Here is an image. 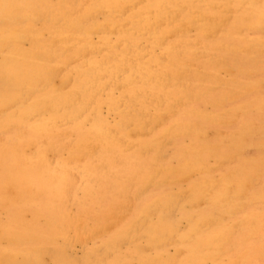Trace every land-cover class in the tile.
<instances>
[{
    "label": "rangeland",
    "instance_id": "obj_1",
    "mask_svg": "<svg viewBox=\"0 0 264 264\" xmlns=\"http://www.w3.org/2000/svg\"><path fill=\"white\" fill-rule=\"evenodd\" d=\"M105 1L51 0L0 47L34 53L32 100L85 106L48 126L0 106V264H264V0Z\"/></svg>",
    "mask_w": 264,
    "mask_h": 264
},
{
    "label": "bare ground",
    "instance_id": "obj_2",
    "mask_svg": "<svg viewBox=\"0 0 264 264\" xmlns=\"http://www.w3.org/2000/svg\"><path fill=\"white\" fill-rule=\"evenodd\" d=\"M51 0H0V18H1V26L0 27V47H2L3 45H7L8 44V39L10 37H15V38H24V37H27L29 36L30 34V30H31V24H32V21L33 19H31L32 17L31 16H35L36 14H38V12L41 10L42 7H44L46 4H48ZM56 3H55V7L57 8L58 5V10L61 11L62 10V7H63V3L62 1L63 0H55ZM140 2V1H139ZM112 1L110 0H106L105 1V7L107 6H112ZM135 5V4H134ZM113 10V9H112ZM127 10V9H126ZM174 10V9H173ZM92 10H88V11H84V15L86 16H89L91 15L92 12H90ZM222 11V9H221ZM124 12V10H123ZM66 13V12H65ZM81 13V12H80ZM27 14L28 15V18H26V23L25 25H30V26H26V27H15V22L17 21L16 19L18 17H21L23 15ZM158 16V15H157ZM156 21V20H155ZM172 21V20H171ZM77 22H82V17H81V14L80 16H74L73 18H71V24L73 23H77ZM153 23V21H152ZM159 23V22H158ZM157 23V24H158ZM105 24L107 25H115V26H120V23H114V22H111V21H107ZM162 24V23H161ZM14 25V27H13ZM151 25V23L149 24V26ZM212 25V23H211ZM155 26V25H154ZM157 26V25H156ZM155 26V27H156ZM122 27V26H121ZM160 27V26H159ZM123 28V27H122ZM155 29V28H154ZM117 30V29H116ZM110 31H113L110 29ZM62 33H67L68 36L66 37H71V38H75L77 37V35H75V32L72 31V28L69 29V28H63L62 29ZM172 34V33H171ZM65 37V36H64ZM24 40V39H23ZM193 41H196V40H193ZM192 41V42H193ZM119 42V41H118ZM162 42V41H161ZM191 42V41H190ZM202 43L204 44V42H201V45L202 46ZM166 44V43H165ZM191 43H189L188 45L190 46ZM194 44V43H193ZM197 44V43H196ZM194 44V45H196ZM200 44V43H199ZM178 45V44H177ZM264 45V44H263ZM8 46V45H7ZM118 46V44H117ZM138 46V45H137ZM197 46V45H196ZM196 46H193V47H196ZM180 47V46H179ZM144 48V47H143ZM4 49V48H3ZM130 49V48H129ZM171 49V48H170ZM176 49V48H175ZM193 49V48H192ZM248 49V48H247ZM70 50V49H69ZM147 50V49H146ZM172 50V49H171ZM177 50V49H176ZM181 50V48H180ZM194 50H197L194 48ZM134 51V50H133ZM132 51V52H133ZM148 51V50H147ZM150 52V51H149ZM157 52V51H155ZM143 53V52H142ZM141 53V54H142ZM148 53V52H147ZM161 53V52H160ZM158 54V56H160L161 54ZM192 53V52H190ZM195 53V52H194ZM40 54V53H39ZM38 54V55H39ZM166 56L168 54L164 53ZM177 54V53H176ZM81 55V54H80ZM113 55V54H112ZM118 55V54H117ZM143 55V54H142ZM191 55V54H190ZM189 55V56H190ZM41 56V55H40ZM162 56V55H161ZM181 56V55H180ZM183 56V55H182ZM188 56V57H189ZM51 57V56H50ZM83 57V56H81ZM140 57H142L140 55ZM139 57V58H140ZM157 57V56H156ZM169 57V55H168ZM168 57H165L168 59ZM111 58V57H110ZM125 58V57H124ZM164 57L162 59H165ZM108 59V58H107ZM131 59V58H129ZM138 59V58H137ZM170 59V62L172 61L171 58ZM35 60V55L33 52H26V51H22L20 50L19 48H15L13 50H11L9 53H7L5 55V58H4V61L0 64V72L10 81L13 82L14 84V91L6 96H0V106L3 105V104H8V105H14L13 107L14 108H17L20 104V102H23L25 99H27L28 97V90H31L34 86H35V83H32L27 79H24V76H20L18 75L19 72H22L24 70H27L29 72H32V71H35L36 68V64L34 62ZM166 60V59H165ZM164 60V61H165ZM186 60V59H185ZM72 61V59H71ZM74 61V60H73ZM169 61V60H168ZM70 62V61H69ZM68 62V63H69ZM159 62V61H158ZM190 62V61H189ZM187 63V62H186ZM162 64V62H161ZM164 64V62H163ZM170 64V63H169ZM185 64V63H184ZM172 65V64H171ZM183 65V63H182ZM173 66V65H172ZM61 67V66H60ZM59 67V68H60ZM152 68V67H151ZM155 68V66H154ZM176 68V67H175ZM57 69V68H56ZM150 68L148 67V70ZM158 69V68H157ZM32 70V71H31ZM53 70V69H52ZM59 70V69H57ZM61 70V68H60ZM127 70V69H126ZM140 70V69H139ZM146 70V69H145ZM151 70V69H150ZM154 70V69H153ZM178 70V69H177ZM176 70V71H177ZM182 70V69H181ZM187 70V69H186ZM183 71V70H182ZM185 71V70H184ZM54 72V70H53ZM57 72V71H56ZM145 72V71H144ZM262 72V71H261ZM43 73V70H40L39 71V77L40 79H43L44 77L45 78H48V75H41ZM141 73V72H140ZM146 73V72H145ZM169 72H167V75H168ZM47 74V73H46ZM58 74V72H57ZM165 74V73H164ZM120 75V74H118ZM145 75V74H144ZM154 75V74H153ZM180 75V74H179ZM50 76V75H49ZM53 76V74H52ZM138 76V75H136ZM143 77V75H141ZM160 76V75H159ZM162 76V75H161ZM166 76V74H165ZM178 76V75H177ZM139 77V76H138ZM164 77V76H163ZM171 77V76H170ZM71 78V77H70ZM149 78L150 75H149ZM161 78V77H160ZM2 79V78H1ZM137 79V78H136ZM139 79V78H138ZM142 79V78H141ZM167 79V78H166ZM176 79V78H174ZM237 79V78H236ZM140 80V79H139ZM156 80V79H155ZM235 80V79H234ZM171 81V79H170ZM173 81V80H172ZM186 81V80H185ZM153 82V81H151ZM156 82V81H155ZM160 82V81H159ZM169 82V81H168ZM183 82V81H182ZM109 83V82H108ZM171 83V82H170ZM39 84V82H38ZM168 83H166L167 85ZM111 85V84H110ZM126 85V84H125ZM162 85L164 86V84L162 83ZM170 85V84H168ZM176 85V84H174ZM178 85V84H177ZM184 85V84H182ZM225 85H227V83H225ZM124 86V85H123ZM229 86V84H228ZM65 87V86H64ZM63 87V88H64ZM165 87V86H164ZM184 87V86H183ZM63 88H59V89H43L39 95L37 97H34V100L31 99V97L33 96H29L28 99H27V102L23 103L24 105V108L23 110L19 111V112H16V113H12L11 114V119L12 120H26L27 121H33V122H39L37 123V126H40V125H54V123L56 122L57 119H60V118H66V117H70V115L74 114V112L70 109V106L69 104H75L76 102H73L71 100V98L73 97H78L80 93H82V89H79V88H75V90H65ZM182 89V88H181ZM180 89V90H181ZM184 89V88H183ZM35 94V93H34ZM149 94V93H148ZM123 96V95H121ZM132 97V95H131ZM230 97V96H229ZM31 99V100H30ZM120 99V98H119ZM130 99V98H129ZM150 99V98H149ZM154 99V98H152ZM263 99V98H262ZM118 100V99H117ZM124 100V98H123ZM47 101H49L50 103L54 104V107H53V111L51 112L50 114V117L47 119V120H43V121H39L38 119V113L39 111H41L45 105L47 104ZM116 101V100H115ZM130 101H128L129 103ZM152 102V100H151ZM124 103V102H123ZM135 103V102H133ZM148 103V102H147ZM264 103V102H263ZM113 104V103H112ZM118 104V103H117ZM236 105V104H235ZM264 105V104H263ZM77 109V111L79 112H84V104H75L74 105ZM118 106V105H117ZM129 106V105H128ZM115 107V106H114ZM133 107V106H132ZM138 107V106H137ZM90 108V107H89ZM118 107H116L117 109ZM122 108V107H121ZM243 108V107H242ZM9 109V108H8ZM129 109V108H128ZM138 109V108H137ZM120 111V110H119ZM120 115V112L118 113ZM137 114V113H136ZM142 114V113H141ZM123 115V114H122ZM135 115V114H134ZM140 116V115H139ZM138 116V117H139ZM141 117V116H140ZM144 117V115H143ZM164 117V116H163ZM245 117V116H244ZM125 118V117H124ZM135 118V117H134ZM246 118V117H245ZM163 119V118H162ZM125 120V119H124ZM139 121V120H137ZM118 122V121H117ZM136 122V121H135ZM124 124V123H123ZM134 124V123H133ZM149 124V123H148ZM176 124V123H175ZM118 125V124H117ZM126 125V124H124ZM135 125V124H134ZM147 125V124H146ZM118 127V126H117ZM128 127V126H127ZM145 127V126H144ZM97 128V126L95 127V129L93 131H95ZM109 129V128H108ZM111 129V128H110ZM114 129V128H113ZM118 129V128H117ZM102 130V129H101ZM92 131V132H93ZM115 131V130H114ZM110 132V131H109ZM138 132V131H136ZM141 132V131H140ZM114 133V132H113ZM145 133V132H143ZM135 134V133H134ZM109 135V134H108ZM112 135V134H111ZM114 135V134H113ZM117 135V134H116ZM94 136V135H93ZM115 137V136H114ZM82 138V137H81ZM90 138V136H89ZM88 138V139H89ZM92 138V137H91ZM108 138V136H107ZM87 139V138H86ZM87 139V141H88ZM92 140H96V139H92ZM91 140V142H92ZM119 140V139H118ZM102 142V141H101ZM113 142V141H112ZM120 142H121V139H120ZM98 144V143H97ZM96 144V145H97ZM103 144V143H102ZM88 145V144H87ZM86 145V146H87ZM92 147V146H91ZM87 148V147H86ZM94 148V147H93ZM130 148V147H129ZM49 149V148H48ZM88 150V149H87ZM90 150V149H89ZM93 150V149H92ZM94 151V150H93ZM256 152V151H255ZM86 155V154H85ZM88 155V154H87ZM20 157V156H19ZM23 157V156H22ZM20 157V158H22ZM89 157V155H88ZM249 157V156H248ZM26 158V157H25ZM85 158V157H84ZM90 159V158H89ZM83 160V159H82ZM116 163V162H115ZM96 164V163H95ZM102 164V163H101ZM97 165V164H96ZM99 166V165H98ZM101 166V165H100ZM102 168V167H101ZM99 170V168H97ZM96 169V170H97ZM101 170V169H100ZM71 173V172H69ZM74 173V172H73ZM76 173V172H75ZM64 174V172H63ZM73 175V174H71ZM130 175V174H129ZM14 179H16V177H14ZM112 179V178H111ZM77 180V178L75 179ZM32 180L28 179L26 180L25 182H31ZM24 182V181H23ZM76 182V181H75ZM104 182V180L102 181ZM105 185V184H104ZM107 186V185H106ZM110 187V186H109ZM108 187V188H109ZM123 188V187H122ZM169 188V187H168ZM167 190V189H166ZM122 190H120L121 192ZM124 192V191H123ZM67 196V195H66ZM71 196V195H69ZM71 198V197H70ZM69 199V198H68ZM31 210V209H30ZM44 212V211H43ZM76 212V211H75ZM74 212V213H75ZM52 213V212H51ZM77 213H80V212H77ZM76 213V214H77ZM83 213V212H82ZM111 213V212H110ZM109 213V214H110ZM44 214V213H43ZM74 215V214H73ZM78 215V214H77ZM82 216V214H80ZM75 216V215H74ZM84 216V214H83ZM100 217V215H98ZM72 219V218H71ZM76 219V218H75ZM63 221V220H62ZM83 221V220H81ZM78 222V221H76ZM59 223V222H58ZM95 223V222H94ZM14 225V224H13ZM72 225V223H71ZM78 225V224H77ZM79 226H80V223H79ZM92 226V225H91ZM2 228L3 225L1 226ZM77 227V226H76ZM74 229V228H73ZM80 229V228H79ZM78 229V230H79ZM98 229V228H97ZM112 229V228H111ZM90 230V229H89ZM80 231V230H79ZM86 232V231H85ZM66 234V233H64ZM68 234V233H67ZM66 236L68 237L69 235ZM79 234V232H78ZM83 234V233H81ZM43 235V234H42ZM50 236V234H48ZM23 236V235H22ZM30 236V235H29ZM32 236V235H31ZM44 236V235H43ZM81 235H79L80 237ZM84 236V235H83ZM18 237V235H17ZM26 237V236H25ZM64 237V236H63ZM11 238V237H10ZM35 238V236H34ZM56 238V237H55ZM66 238V237H65ZM70 238V237H69ZM78 238V237H77ZM81 238V237H80ZM12 239V238H11ZM10 239V240H11ZM17 239V238H16ZM22 239V238H21ZM29 238L25 239V240H28ZM61 239V238H60ZM88 239V238H87ZM14 240V239H13ZM72 240V239H71ZM17 241V240H15ZM83 241V239H82ZM18 242V241H17ZM73 242V241H72ZM97 242V241H96ZM21 243V242H20ZM67 243V242H66ZM69 243V242H68ZM67 243V244H68ZM72 246V244H71ZM18 247V246H17ZM43 247V246H42ZM44 248V247H43ZM40 249V248H39ZM29 255V254H28ZM31 255V253H30ZM32 256V255H31ZM9 260H11L10 258H8ZM33 260L35 261H38V256L35 255L33 257ZM261 264V263H260Z\"/></svg>",
    "mask_w": 264,
    "mask_h": 264
}]
</instances>
